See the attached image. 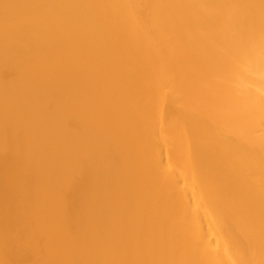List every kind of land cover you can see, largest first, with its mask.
<instances>
[{"label": "bare ground", "instance_id": "obj_1", "mask_svg": "<svg viewBox=\"0 0 264 264\" xmlns=\"http://www.w3.org/2000/svg\"><path fill=\"white\" fill-rule=\"evenodd\" d=\"M0 264H264V0H0Z\"/></svg>", "mask_w": 264, "mask_h": 264}]
</instances>
